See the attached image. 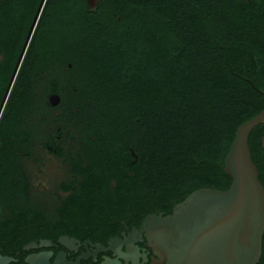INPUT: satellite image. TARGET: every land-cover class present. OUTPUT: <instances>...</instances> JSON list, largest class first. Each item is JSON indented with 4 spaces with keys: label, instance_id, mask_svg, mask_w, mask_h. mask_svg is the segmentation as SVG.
Returning <instances> with one entry per match:
<instances>
[{
    "label": "trees",
    "instance_id": "trees-1",
    "mask_svg": "<svg viewBox=\"0 0 264 264\" xmlns=\"http://www.w3.org/2000/svg\"><path fill=\"white\" fill-rule=\"evenodd\" d=\"M236 7L234 0H100L90 11L84 0H56L47 16L46 57L71 59L92 75L89 97L105 129L88 152L111 169L116 156L125 158L136 176L119 185L140 186L121 193L135 216L169 214L198 189L230 186L223 167L235 132L264 111V33ZM263 138L264 123L248 146L264 188ZM129 149L139 155L136 166Z\"/></svg>",
    "mask_w": 264,
    "mask_h": 264
},
{
    "label": "flooded vegetation",
    "instance_id": "flooded-vegetation-1",
    "mask_svg": "<svg viewBox=\"0 0 264 264\" xmlns=\"http://www.w3.org/2000/svg\"><path fill=\"white\" fill-rule=\"evenodd\" d=\"M84 1L90 11L100 2ZM234 1L247 25L264 33V0ZM55 2L0 0V256L10 254L3 256L10 264L41 253L51 264L59 255L67 264H166L138 232L149 215H170L176 204L169 214L135 216L121 193L140 186L119 185L136 176L125 158L116 156L117 169L94 163L88 151L105 125L89 97L92 75L45 53ZM131 157L138 165L133 149Z\"/></svg>",
    "mask_w": 264,
    "mask_h": 264
},
{
    "label": "water",
    "instance_id": "water-1",
    "mask_svg": "<svg viewBox=\"0 0 264 264\" xmlns=\"http://www.w3.org/2000/svg\"><path fill=\"white\" fill-rule=\"evenodd\" d=\"M264 123V111L243 123L224 160L227 190L198 189L170 215H149L139 234L166 264H258L264 234V188L248 146L250 132ZM264 146V138L262 140ZM132 153V150H130ZM50 254L29 256L26 264H51ZM12 259L0 256V264ZM52 264H67L59 255Z\"/></svg>",
    "mask_w": 264,
    "mask_h": 264
}]
</instances>
